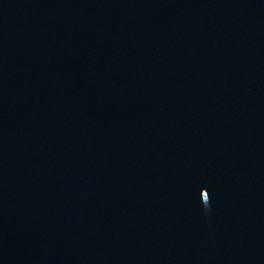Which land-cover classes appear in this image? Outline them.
<instances>
[{"label":"water","instance_id":"water-1","mask_svg":"<svg viewBox=\"0 0 264 264\" xmlns=\"http://www.w3.org/2000/svg\"><path fill=\"white\" fill-rule=\"evenodd\" d=\"M0 264H264V0H0Z\"/></svg>","mask_w":264,"mask_h":264}]
</instances>
